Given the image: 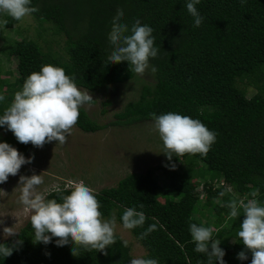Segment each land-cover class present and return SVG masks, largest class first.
<instances>
[{
  "label": "trees",
  "instance_id": "16d2710c",
  "mask_svg": "<svg viewBox=\"0 0 264 264\" xmlns=\"http://www.w3.org/2000/svg\"><path fill=\"white\" fill-rule=\"evenodd\" d=\"M187 2L31 0V5L39 9L31 14L35 21L50 24L55 34H66L65 46L62 53L45 50L28 39L9 43L7 55L17 58L18 77L14 82L0 78V95L5 97L0 101V115L10 106L15 92L22 90L25 79L44 65L63 68L81 91L103 92L110 85L135 79L137 74L129 71L128 62L107 63L113 50L108 34L118 9L124 12L121 23L129 28L137 19L149 25L158 49L157 56L149 59L150 66L157 68L155 81L145 85L137 99L115 114V123L154 121L151 113L173 112L200 120L217 134L216 140L207 156H173L165 164L144 173H130L117 185L94 191L101 218H114L123 225L124 210L135 207L144 212L146 221L143 227L129 230L145 248V259H156L158 264H208L206 254L194 251L189 231L191 223L200 226L194 216L205 197L203 205L218 217L212 238L224 249L226 264H251V252L246 260L237 257L244 250L238 237L243 210L233 218L226 205L232 199L247 202L255 191V199L264 206V0H245L243 4L241 0H200L196 5L203 17L199 27H193ZM0 14L4 16L0 23L7 20V28L19 22ZM249 87L256 90L252 96ZM79 112L75 126L80 130L93 133L107 127L92 119L83 107ZM4 130L6 126L0 127ZM7 131L25 158L38 148L18 142ZM177 159H182L185 167L175 165L173 169L171 165ZM161 169L168 170L166 185L155 178V171ZM221 182L224 185H218ZM59 189L48 192L46 198L62 202L61 197L70 194L71 189ZM221 192L225 194L221 196ZM141 203L143 208L139 207ZM153 223H157V230L141 239L140 234ZM114 235L116 243L106 247L108 255L83 248L73 255V245L57 246L55 237L48 244L33 243L34 229L29 219L15 240L0 241L16 245L11 256H0V264H130L129 244L124 247V239ZM213 264L219 261L213 258Z\"/></svg>",
  "mask_w": 264,
  "mask_h": 264
},
{
  "label": "clouds",
  "instance_id": "9594fccd",
  "mask_svg": "<svg viewBox=\"0 0 264 264\" xmlns=\"http://www.w3.org/2000/svg\"><path fill=\"white\" fill-rule=\"evenodd\" d=\"M244 2L245 0H241L242 4ZM199 3L200 0H188L186 4L188 13L194 18L193 27H199L203 21L196 7ZM38 11L37 7L31 5V0H0V13L16 21ZM123 16V10L118 9L113 17L108 34L113 50L107 57V63L126 61L132 73L143 76L150 70L155 74L157 68L149 64V59L155 58L158 53V49L154 47L153 29L147 24L142 25L138 19L129 28L127 24L121 23ZM3 23L6 25L7 20ZM4 100L5 97L0 95V101ZM92 102V95L81 91L74 83V78L66 75L63 68L44 65L40 71L32 72L25 79L22 90L15 92L10 106L0 115V127L6 126L18 142L23 144L31 143L36 147H43L45 143L56 141L63 145L78 121L80 107ZM150 115L154 120L152 130L159 133L163 142L161 152L169 160L173 156L179 158L185 154L207 156L215 143L217 134L198 119L173 112ZM33 159L34 155L25 158L7 142H0V183L6 182L9 175H17L21 166L31 163ZM171 167L174 169L175 164ZM42 183L41 174L20 176L19 202L23 205V211L30 214V224L34 229L33 243L48 244L55 237L57 246L71 243L73 255H78L79 248L89 252L101 251L108 255L106 247L116 243L115 219L102 220L100 204L94 190L84 181H69L67 187L71 189L70 194L63 195L62 202H58L56 199H47L44 193L37 191ZM55 190L60 192L59 187ZM224 194L220 193L221 196ZM257 194L252 192L253 199L247 202L232 199L226 207L230 209V216L233 218L240 215V209L243 210L244 219L240 224L238 237L244 250L237 254L238 259H248L247 253L251 252V264H264V206L255 199ZM139 207L143 208V204ZM121 219L125 229H134L144 226L146 216L135 207H129L124 210ZM157 223L149 225L140 234V238L144 239L157 230ZM189 231L195 244L194 251L206 254L208 264H213V258L219 264H226L223 259L225 251L220 247V242L212 238L211 228L191 223ZM16 233L13 227L3 229L5 237ZM123 246H128L127 240L123 241ZM15 247V244L9 246L0 243V256H11ZM130 264H158V261L153 258H133Z\"/></svg>",
  "mask_w": 264,
  "mask_h": 264
},
{
  "label": "rangeland",
  "instance_id": "374dc122",
  "mask_svg": "<svg viewBox=\"0 0 264 264\" xmlns=\"http://www.w3.org/2000/svg\"><path fill=\"white\" fill-rule=\"evenodd\" d=\"M1 16L4 18L0 14ZM66 38V34H55L50 24H39L31 14L12 28H7L2 20L0 23V78L14 82L18 77V60L15 56L7 55L11 47L9 43L12 41L28 39L42 45L45 50L50 48L63 53ZM154 81V74L148 70L143 76L137 74L135 79L126 83L110 85L103 92L82 89L89 92L95 102L81 107L92 119L107 127L97 132L86 133L74 125L65 144L61 145L52 141L47 146L36 148L28 156L34 155L31 163L22 165L17 175H9L6 182L0 183V189H2L0 190V241L15 240L19 230L29 220L30 214L23 211V205L19 202L21 175L41 174L43 183L37 187V191L46 196L56 187L68 188L69 181H84L87 186L97 192L117 185L130 173H144L151 167L165 164L167 156L161 152L163 142L159 133L152 130L154 121L145 120L129 125L115 123V114L121 111L129 101L137 99L143 87ZM242 86L247 88L246 83ZM5 92H8L7 88ZM255 92L254 88H248L250 96ZM0 142H7L15 148L12 136L7 130L0 131ZM173 164L185 167L182 159L174 160ZM166 173H168L167 169L155 171V178L163 185L168 183ZM198 189L201 190L202 186ZM216 201L220 202V198ZM203 203H205V197L202 198L194 218L200 226L211 227L216 231L214 222L218 217ZM223 226L222 224L220 227ZM5 227H13L17 233L5 237L3 234ZM114 233L128 241L132 259L145 258V248L129 229H125L116 220Z\"/></svg>",
  "mask_w": 264,
  "mask_h": 264
},
{
  "label": "built area",
  "instance_id": "2783aa9c",
  "mask_svg": "<svg viewBox=\"0 0 264 264\" xmlns=\"http://www.w3.org/2000/svg\"><path fill=\"white\" fill-rule=\"evenodd\" d=\"M218 185H224V182H221L220 184H218Z\"/></svg>",
  "mask_w": 264,
  "mask_h": 264
}]
</instances>
